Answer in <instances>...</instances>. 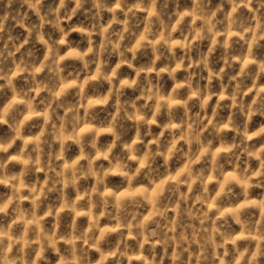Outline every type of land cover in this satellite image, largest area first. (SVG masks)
I'll list each match as a JSON object with an SVG mask.
<instances>
[{"label": "clouds", "instance_id": "9594fccd", "mask_svg": "<svg viewBox=\"0 0 264 264\" xmlns=\"http://www.w3.org/2000/svg\"><path fill=\"white\" fill-rule=\"evenodd\" d=\"M0 264H264V0H0Z\"/></svg>", "mask_w": 264, "mask_h": 264}]
</instances>
